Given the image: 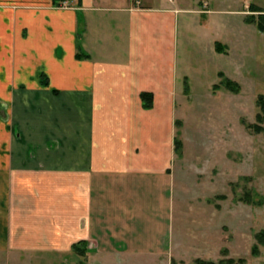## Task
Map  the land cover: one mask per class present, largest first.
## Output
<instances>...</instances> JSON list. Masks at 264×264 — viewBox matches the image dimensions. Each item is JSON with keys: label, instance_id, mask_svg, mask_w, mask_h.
<instances>
[{"label": "crops", "instance_id": "crops-1", "mask_svg": "<svg viewBox=\"0 0 264 264\" xmlns=\"http://www.w3.org/2000/svg\"><path fill=\"white\" fill-rule=\"evenodd\" d=\"M183 11L0 0V264H173Z\"/></svg>", "mask_w": 264, "mask_h": 264}, {"label": "rangeland", "instance_id": "rangeland-1", "mask_svg": "<svg viewBox=\"0 0 264 264\" xmlns=\"http://www.w3.org/2000/svg\"><path fill=\"white\" fill-rule=\"evenodd\" d=\"M183 4L187 11L179 15L177 56L179 73L188 80L186 98L179 99L176 139L182 147L172 169L177 245L172 263L242 259L239 264H264V245L257 243L264 231V134L248 127L257 122V98L264 94V29L259 26L264 0ZM221 72L240 85L238 93L224 86ZM145 259L137 261L166 264ZM48 261L84 264L87 259L72 252L51 254Z\"/></svg>", "mask_w": 264, "mask_h": 264}, {"label": "trees", "instance_id": "trees-1", "mask_svg": "<svg viewBox=\"0 0 264 264\" xmlns=\"http://www.w3.org/2000/svg\"><path fill=\"white\" fill-rule=\"evenodd\" d=\"M253 11L256 12L258 11L257 8H253ZM259 26H261L264 29V15L261 18V21L259 23ZM220 48L219 43H217V48ZM219 76L221 78H223V84L226 88H228L230 91L234 92V93H238L241 89L240 85L238 83H236L235 81L226 78L224 76V74L221 72L219 73ZM219 86H216V88H218ZM143 100L145 102V106L146 107H151L152 106V94L150 93H143L142 94ZM257 106L259 108V113L256 116L257 122L255 124H249L248 127L250 129L253 130V132L257 133V134H264V94H261L258 96L257 98ZM178 125V122H177ZM176 144V150H180L182 147V142L179 141L178 139H176L175 141ZM250 195L247 194V197H249ZM247 202H251L250 200H247ZM257 243L259 245H264V231H261L260 233L257 234ZM85 247V243L84 242H79L78 244L74 245L73 250L75 253L81 255V256H86V248ZM254 254L258 253V245H256L253 249ZM243 260L240 259L238 262L234 259H228L226 261H221V264H239L240 262H242ZM196 264H216L215 262L212 261H204L201 259L196 260Z\"/></svg>", "mask_w": 264, "mask_h": 264}]
</instances>
